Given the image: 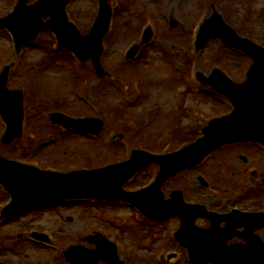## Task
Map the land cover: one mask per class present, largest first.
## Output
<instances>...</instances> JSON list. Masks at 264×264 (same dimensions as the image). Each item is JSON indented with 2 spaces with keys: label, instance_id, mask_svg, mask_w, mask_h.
<instances>
[{
  "label": "rangeland",
  "instance_id": "rangeland-1",
  "mask_svg": "<svg viewBox=\"0 0 264 264\" xmlns=\"http://www.w3.org/2000/svg\"><path fill=\"white\" fill-rule=\"evenodd\" d=\"M16 2L0 0V17L7 15ZM108 2L113 7V15L104 38L102 56L108 74L102 78L97 77L90 62L81 63L63 49L52 51L51 45L57 41L51 31L41 33L33 45L24 46L22 53L16 54L11 36L0 29V71L10 65L8 88L23 90L26 125L30 132H34L36 123L56 108L74 117H96L104 122L99 138L57 127L41 132L55 142L34 158H47L48 165L50 160L52 165L63 170L125 160L128 156L123 148L127 145L138 148L149 146L152 141L154 150L161 151L167 147L165 142L173 143V131L178 135L174 142L179 143L190 136L187 132L190 126L201 125L205 119L226 111L227 106L218 94L212 96L208 89H204L207 94L201 93L195 87L200 85L195 73L200 71L208 75L218 67L239 82L245 78L251 60L226 48L219 40H210L201 51L194 50L196 30L213 12L220 14L239 35L264 46V0ZM67 11L80 31L87 33L97 15L98 0H72ZM171 22L177 25L170 27ZM149 26L154 31L152 40L141 45V34ZM134 44L141 45L139 55L137 60L129 62L125 53ZM3 130L0 121V137ZM38 130L41 131V127ZM110 137L111 142L108 141ZM102 139L106 140V145ZM21 142L16 138L10 144L0 143V155L31 158V152L27 153ZM243 149L248 155L250 153L248 165L258 161V165L263 163L264 155H255L258 150L254 146ZM237 164L236 169L231 165H223L222 169L228 173L246 169L242 161ZM156 170L157 167L151 165L127 186L134 188L145 184ZM202 171L217 175L213 167H205ZM195 173L185 172L170 179L163 186L164 193L191 186L197 181ZM260 175L246 184L240 175L233 177L235 181L240 180L233 183V189L240 185L244 192L253 191L251 183H257ZM222 184L225 193L228 185ZM234 194L231 199L234 205L264 208V203L235 201L238 193ZM5 196L0 188V203L7 199ZM106 203L70 205L57 213L41 210L32 215L25 214L4 226L0 224V264H69L61 257L63 249L70 245L94 248L83 238L95 231L118 244L119 257L126 258V264H189L186 253L171 239L178 224L176 220L155 224L144 219L133 207ZM32 229L51 232L60 246L57 252L27 242L26 237ZM169 253L177 255L175 262L166 263Z\"/></svg>",
  "mask_w": 264,
  "mask_h": 264
},
{
  "label": "water",
  "instance_id": "water-1",
  "mask_svg": "<svg viewBox=\"0 0 264 264\" xmlns=\"http://www.w3.org/2000/svg\"><path fill=\"white\" fill-rule=\"evenodd\" d=\"M69 0H39L27 5V0H19L14 11L6 18H0V25L8 28L17 45L33 41L43 30L53 29L60 45L74 51L83 60H92L99 77L105 75L100 63L102 38L107 32L111 14L106 0H100V12L92 31L82 36L75 26L68 22L65 5ZM50 20L44 22L43 17ZM176 23H172L174 26ZM148 31L144 41L150 38ZM210 38H220L229 46L244 51L253 59L243 83L232 82L220 70H213L206 78L201 73V82L210 84L219 93L226 96L234 110L226 117L214 119L203 129L204 136L187 147L166 155H154L144 151H133L127 162L94 171H76L58 174L39 171L21 164L0 158V183L11 193L12 202L5 207L3 216H10L22 209L54 203L62 199L99 198L123 199L137 207L147 218L160 221L178 216L180 199L177 192L165 201L161 187L170 177L181 170L199 164L214 149L231 142L253 141L264 144V48L246 38H240L225 24L222 17L214 13L206 20L199 32L197 50L205 46ZM138 46L133 47L128 58L134 56ZM8 68L0 78V112L8 130L2 141L10 143L21 134L22 93L8 91L6 88ZM53 122L67 127H76L98 133L102 122L98 119L74 120L62 114L51 116ZM151 163L159 166L158 175L152 185L137 192H125L124 184L138 171ZM208 216L207 214H205ZM210 215V214H209ZM252 216V215H249ZM214 217V215H210ZM264 225V214L256 215ZM247 217L241 216V222ZM232 234L224 230H200L196 233L178 230L175 238L189 249L190 260L194 264H259L264 263V245L257 238L243 236L249 246L226 247ZM97 245V250H87L78 246L64 252L71 264H96L101 259L108 264H122L116 248L97 233L86 238Z\"/></svg>",
  "mask_w": 264,
  "mask_h": 264
},
{
  "label": "flooded vegetation",
  "instance_id": "flooded-vegetation-1",
  "mask_svg": "<svg viewBox=\"0 0 264 264\" xmlns=\"http://www.w3.org/2000/svg\"><path fill=\"white\" fill-rule=\"evenodd\" d=\"M228 153L227 154H223V155H219L216 158H213L210 162L212 166H215L214 164H216L217 166H233L236 169V164L239 163L240 161L243 162V164L245 165V170L244 168L241 169L237 172V175H235V172H230L229 174H231L232 176H241L242 173L247 172V170L251 169V175L252 176H257L259 171L258 169L260 168V164L258 165V162L256 164H249V159L248 157L250 156L246 154V152L242 149H230L227 150ZM253 154V153H251ZM257 155V154H255ZM258 156V155H257ZM237 160V161H236ZM238 165V164H237ZM251 180L249 181H243V184L245 183H250ZM239 182V181H237ZM224 183L223 181L220 180H215L214 182H209L208 186H207V190L205 191L203 190V188L200 187V182L196 181L195 183H192L191 186H181L180 189L182 190V194L184 197V200L190 203H204L206 205V207L214 212H218V213H227L231 208H238L240 210H244V211H263V209H260L258 207H243L240 204H236L234 206V203L227 202V201H219L217 199L216 195H213L212 193V186H217V187H221ZM195 184V185H194ZM227 185H230L229 183H224ZM252 186H254L252 189H255L252 192V194H256V197H252L251 198V203L253 204H260V202L262 201V203H264V185L261 182H257V183H251ZM232 187V186H230ZM237 197L235 198V201L241 200L242 202L245 203H249L248 196H249V192H244V191H240L238 193V195H236ZM231 206V207H230ZM178 223H180V220H178ZM195 225L198 226H203V227H208L209 226V221L203 218H196L194 221ZM221 226H223V223L220 224ZM243 230V227H239L236 229V231L241 232ZM264 231V228L259 229L257 231V234L262 236V233ZM263 237V236H262ZM239 240L234 239L231 241V243H236Z\"/></svg>",
  "mask_w": 264,
  "mask_h": 264
}]
</instances>
